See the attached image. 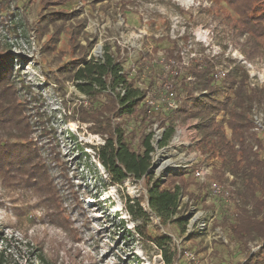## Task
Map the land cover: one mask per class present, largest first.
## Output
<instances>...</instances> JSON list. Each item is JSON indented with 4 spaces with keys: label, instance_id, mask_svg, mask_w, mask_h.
<instances>
[{
    "label": "rangeland",
    "instance_id": "rangeland-1",
    "mask_svg": "<svg viewBox=\"0 0 264 264\" xmlns=\"http://www.w3.org/2000/svg\"><path fill=\"white\" fill-rule=\"evenodd\" d=\"M43 8L42 0H0V51L11 50L15 58L24 59L17 63L21 69L15 79L20 81L16 95L23 105L15 120L25 119L6 124L0 112V136L8 131L4 126H32L29 142L38 150L33 159L45 166L44 172L33 173L16 164L12 171L0 159L1 264H167L165 255L172 264L249 263L262 251L263 242L240 246L234 239L231 229L238 208H233L231 195L234 177L220 180L230 191L225 202L214 198L209 183L199 182L193 169L185 167L192 160V166L200 165L194 143L198 121L176 116L174 136L169 146L160 148L161 127L171 124L170 113H154L146 123L110 113L94 119L103 100L91 104L69 79L77 60L102 59L111 53L137 80L136 86L147 90V101L160 109L166 100L160 92L166 84L165 63L184 54L190 63L209 62L213 74L227 72L225 80L237 78L246 95L254 98L246 108L248 124L264 126V0H66L44 9L73 13L61 34L54 33L53 26H40ZM248 18L262 26L257 39L244 31ZM82 21L84 30L78 33L74 25ZM216 119L226 125L228 117L221 113ZM109 122L113 128L124 126L126 133L134 131L135 149L140 131L154 134L147 178L112 182L96 155ZM257 133L264 146V133ZM202 162L211 167L212 182L215 160L203 156ZM181 173L206 186L208 194L197 201V195H191L194 188L180 189L174 218L187 219L183 230L157 218L147 204L149 186L166 184L170 176ZM135 200H142L148 213L139 221L128 213ZM205 221L207 227L200 226ZM138 225L171 241L162 250L136 233Z\"/></svg>",
    "mask_w": 264,
    "mask_h": 264
},
{
    "label": "trees",
    "instance_id": "trees-1",
    "mask_svg": "<svg viewBox=\"0 0 264 264\" xmlns=\"http://www.w3.org/2000/svg\"><path fill=\"white\" fill-rule=\"evenodd\" d=\"M65 1L42 0L44 8L40 12V26L47 29L53 26L51 30L54 29V33H64L65 23L67 19L72 18L73 13L60 8H56L55 11L44 9L50 6L59 7ZM259 25L258 20L248 18L243 24L244 31L257 39L262 33V26ZM84 26L85 23L82 21L75 24L73 29L81 33ZM253 26H257L255 31ZM22 60L24 59L20 56L15 58L11 50L0 51V93H3L0 94V112L6 124L25 123V119L21 122L15 120L18 113H22L19 107L23 105L21 97L16 95L20 91L18 90L20 81L15 80L21 69L17 63ZM174 60L180 64L181 59L174 58ZM14 67H17V70H14ZM72 69L74 74L69 80L78 91L86 96L91 104L103 100L99 108L94 110L96 111L94 119H99L101 114L110 113L114 115V118H135L141 123H146L154 113L160 114L165 111L170 113L168 119L171 124L161 127L164 132L158 142L160 148L169 146L175 133L172 122L176 116L198 121L196 126L198 138L195 141V148L203 156L215 160L212 181L220 182L227 174L234 177L231 195L235 200L233 208L238 207L236 223L231 229L234 239L240 246L257 239L262 240V251L252 255L247 264H264V158L261 157L264 146L257 135L256 126L248 124L246 108L254 98L246 95L243 84L237 82V78H233L232 81L229 79L216 81L213 66L204 60H194L187 67H181V65L172 67L169 73H165V83L172 85L182 101L179 109L168 111L165 104L159 109L147 103V90H141L136 86L137 80L131 79L125 73L122 63L118 62L114 54L105 53L102 59L81 58ZM150 87L152 88V84ZM25 89L21 86V93H24ZM122 91H124L123 94ZM160 92L164 99L169 89L165 86ZM221 113L228 117L225 122L227 126L223 121L216 119ZM108 126L104 144L97 148L96 155L108 170L112 182L121 184L131 178L137 181L147 178L152 167L151 154L155 152L154 134H146L145 130L140 131L139 144L135 149L132 146L134 131L126 133L124 126L113 128L110 122ZM4 127V130L8 131L4 133L5 136H0V157H2L0 159L7 166L10 164L12 171H16L15 165L18 164L25 171L44 172L45 166L39 162L35 163L33 159L36 158L38 150L29 142L32 126ZM39 129L53 131L51 127L46 126H39ZM20 140L25 144H22ZM177 182L179 186L176 185ZM181 188L185 190L194 188L192 193H195L191 195H197V201L208 197L206 186L197 185L188 173H181L178 176H170L166 184L154 183L149 186L147 204L150 212L164 223L170 222L185 229L187 219L174 218L179 205ZM131 203L128 213L135 221L147 216L148 213L141 207L142 200ZM135 231L139 235L146 236L162 250L166 243L171 241L169 237L159 234L152 236L145 229H140L139 225L135 227ZM2 259L3 254L0 253V264ZM165 262L172 264L173 260L165 255Z\"/></svg>",
    "mask_w": 264,
    "mask_h": 264
},
{
    "label": "built area",
    "instance_id": "built-area-1",
    "mask_svg": "<svg viewBox=\"0 0 264 264\" xmlns=\"http://www.w3.org/2000/svg\"><path fill=\"white\" fill-rule=\"evenodd\" d=\"M182 55V59L180 64L177 63L176 61H174L173 59H169L166 61L165 63V69L167 70L166 72L169 73L170 69L172 67H178L181 65V67H187L190 64V60H186L185 57ZM227 76V72L220 70L218 72H216L214 74V78L216 81H220L222 79H225V77ZM165 86L169 89L168 94L166 95V100L164 101L165 105H166V109L168 111H176L177 109H179L180 104H181V100L179 99V97L177 96V93L173 90L172 85L166 83ZM124 93V91H122V94ZM147 103L149 105H151L152 107L158 108V106L155 104V102L153 101H147ZM258 125L256 126L255 130L257 132H263L264 133V126H262L261 124L257 123ZM228 132L230 133V131L228 130ZM179 133H181L179 131ZM197 140V138L194 139V143ZM193 142L190 144H184V143H180V145H191L194 144ZM256 149V148H255ZM203 159V155L198 152L197 154V160H200V165L199 166H192L194 165L193 163L194 160L190 161L185 167L186 168H191L193 169L192 172L195 176V178L201 182V183H209V187H210V192L211 195L214 198H218L221 199L225 202L229 201V196H230V191L228 186H226L225 184H222L220 182H216V181H209L210 177L212 175L211 172V167L209 165H206L205 162H202ZM229 179H233V176L231 175H227ZM206 224H208L206 221L203 222L202 227H207L205 226ZM205 230V229H204Z\"/></svg>",
    "mask_w": 264,
    "mask_h": 264
},
{
    "label": "crops",
    "instance_id": "crops-1",
    "mask_svg": "<svg viewBox=\"0 0 264 264\" xmlns=\"http://www.w3.org/2000/svg\"><path fill=\"white\" fill-rule=\"evenodd\" d=\"M228 175V174H227ZM230 175V174H229ZM232 176V175H231Z\"/></svg>",
    "mask_w": 264,
    "mask_h": 264
}]
</instances>
